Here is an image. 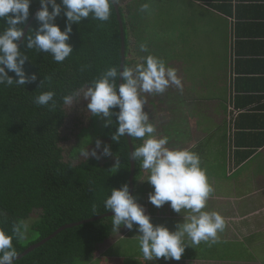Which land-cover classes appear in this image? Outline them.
Returning <instances> with one entry per match:
<instances>
[{"label": "crops", "instance_id": "0c3cea01", "mask_svg": "<svg viewBox=\"0 0 264 264\" xmlns=\"http://www.w3.org/2000/svg\"><path fill=\"white\" fill-rule=\"evenodd\" d=\"M140 2L127 0L122 7ZM165 5L170 52L166 66L176 70L182 88L171 85L163 94L167 96L168 132L160 118L152 123L154 135H166L170 149L187 148L199 155L213 187L204 210L218 212L225 219L218 243L209 247L201 242L192 247H202V254L221 244L245 248L252 258L244 260L239 252H234L232 259L181 257L179 261H157L261 264L258 259L264 258V0H156L153 14H159ZM137 27L138 24L128 26L127 30L130 67L143 62L147 55L140 51ZM152 42L157 49V41ZM147 176L143 169L139 180L143 196L137 203L154 225L175 230L188 212L181 210L178 214L168 203L159 208L153 206L148 201L152 186L146 181ZM133 230L137 234L135 227ZM124 232L121 239L125 238ZM111 256L120 259L119 255Z\"/></svg>", "mask_w": 264, "mask_h": 264}, {"label": "trees", "instance_id": "16d2710c", "mask_svg": "<svg viewBox=\"0 0 264 264\" xmlns=\"http://www.w3.org/2000/svg\"><path fill=\"white\" fill-rule=\"evenodd\" d=\"M149 1L156 2L141 0L140 4L126 6V10L118 2L125 36L123 67L131 66L127 57L128 26L137 24L134 17L143 12L141 5ZM39 7V0H31L25 35L28 28L35 30L38 27L35 13ZM65 20L62 10L55 20L62 31ZM3 23L0 20V24ZM68 43L74 51L62 63L55 62L48 54L27 51L29 61L24 69L26 74H37L34 83L25 87L0 85V228L11 233L13 222L25 223L35 215L26 239L13 240L18 252L14 264L92 263L99 248L108 242L113 243L122 233L119 230L113 237L112 218L103 216L110 212L104 210L103 201L110 192L109 188H119L124 183L129 185L131 162L127 136L114 141L111 137L115 125L104 126L102 134L109 138L113 154L110 160L104 161L95 158H89L88 163L84 159L75 164L64 161L59 145L62 139L60 130L66 117L61 97L70 89L85 86L108 67L120 68L121 36L115 7L108 21L90 16L79 25L73 24ZM18 46L24 50L22 43ZM156 50L152 49L153 52ZM8 74L16 79L14 73ZM41 80L42 85L37 88ZM48 90L56 93V106L36 105L34 97ZM92 119L94 128L97 124L103 127L104 121H98L97 117ZM129 139L132 148L142 143L135 138ZM117 159L120 163L118 169L113 167ZM141 175L140 161L134 162L133 196L136 189L139 191V183L136 185ZM74 223L78 224L57 232L59 228ZM200 255L193 259L205 258V254Z\"/></svg>", "mask_w": 264, "mask_h": 264}, {"label": "clouds", "instance_id": "9594fccd", "mask_svg": "<svg viewBox=\"0 0 264 264\" xmlns=\"http://www.w3.org/2000/svg\"><path fill=\"white\" fill-rule=\"evenodd\" d=\"M118 2L59 0L57 3V0H39L40 8L35 13L38 27L35 30L28 28L25 35L24 26L29 18L31 0H0V20L4 21L0 24V85L25 87L37 80L36 73L26 74L24 69L26 61H29L28 50L48 54L57 63L64 62L74 51L68 43L72 25H79L90 16L108 21ZM148 7L147 3L142 4L140 10L146 11ZM62 10L66 18L63 31L55 23ZM18 41L24 45L23 51ZM139 48L142 52L148 51L145 44H140ZM9 72L14 73L16 79ZM118 80L122 82L118 83ZM41 85L42 80L37 88ZM171 85L182 88L176 70L166 66L161 58L149 54L134 67H108L85 86L70 89L61 97L68 109L81 99L85 100L89 117L103 119L105 127L115 125L112 140L119 141L125 135L141 140L142 143L128 152V159L135 163L140 161L141 168L148 172L146 181L152 186L148 201L157 208L168 203L178 214L181 210L188 212L183 221L176 224L175 230H169L151 222L150 216L130 194L127 183L119 188H109L103 208L112 212L113 230L118 232L124 227L132 231L135 227L139 250L147 262L161 258L164 261H179L186 246L205 242L210 247L219 242L218 233L225 228V219L218 212L204 210L213 187L201 167L199 155L187 148H168V138L154 135L155 126L144 110L147 100L143 94H163ZM55 96L52 90L43 91L34 97V103L55 107ZM88 145L89 142L78 148V156L86 163L89 158L99 160L113 155L110 146L101 139H96L91 150ZM119 164L117 159L113 167L118 169ZM93 211H96L95 206ZM27 233L28 225L23 221L13 222L11 233L0 228V264H14L18 252L13 240L22 241Z\"/></svg>", "mask_w": 264, "mask_h": 264}, {"label": "rangeland", "instance_id": "374dc122", "mask_svg": "<svg viewBox=\"0 0 264 264\" xmlns=\"http://www.w3.org/2000/svg\"><path fill=\"white\" fill-rule=\"evenodd\" d=\"M126 1L127 0H119V3L125 6ZM147 4L149 6L148 9L141 12V14L140 11H138V14L140 15L135 16L133 19V21L138 24L136 37L139 43H143L148 46L147 55L151 54L159 57L164 60L165 64H167V61L170 58V52L167 44V36L169 35L168 12L167 10H165L167 9V6L165 5L163 9L158 11L159 14H153L155 8L154 3H150L149 1ZM124 10L126 9L124 8ZM143 33L145 35L144 39L142 37ZM153 40L157 41V50L154 52L152 51V49H154L152 47ZM134 55L135 58L138 59V55L135 54V52ZM166 93L167 92H164L163 94ZM163 94H158L162 97V99H159L160 96H157L155 94H143L147 100V104L145 105L144 110L148 112L151 123H155L158 119L161 118L160 120L165 124V131L168 132V123L167 120H165L168 114L167 96H163ZM86 103L87 102L85 100L81 99L70 109H68L67 106H64L66 117L60 130L62 139L59 145L63 150L64 161H68L73 164H75L79 160H83L82 157L78 156V148L86 146L88 142L89 150H91L95 146L96 139H101L104 143L109 145V138L105 137L102 134L104 133V125L102 127L101 124H97L95 128L93 127L94 120L92 119V117H89L86 111ZM163 116L165 117L163 118ZM99 120L100 118H98V121ZM101 120L102 122L104 121L103 119ZM165 137L167 136L165 135ZM107 159L110 160L111 156L102 157L99 160L104 161ZM138 183L139 179L137 181L136 187L138 186ZM141 196L143 195L142 188L140 187L139 191L138 189H136L134 197L136 198V200H139ZM34 216V214L31 215V221ZM31 221L27 220L25 222L28 227L31 224ZM119 230L122 232L125 231L123 235V237L125 238L121 239L122 235L120 234L113 243L108 242L105 245L101 246L97 251L95 260L92 263L88 264H163L161 262L158 263V261L147 262L143 259L142 253L139 250L138 239L135 237V235H137L138 233L136 234L133 230L132 232H130V234H127L129 230L124 227H121ZM118 232L114 231L113 237L116 236ZM187 242L189 244L191 243L190 241ZM192 246H186L185 252L183 253L182 257L198 258L201 256L200 254L203 253L201 247ZM261 246L262 245H257L256 247L261 248ZM234 252H239L240 257L244 260L252 258L251 254H248V250H246L245 248L238 249L236 247H231L223 244L219 245L218 249L215 246L210 248V250L205 249V255L203 257L209 258L210 260H212L211 258L215 260H218V258L232 259L234 256ZM114 254L119 255L120 259L111 256ZM253 258L256 259V256H254ZM258 260L261 264H264L263 256L262 259Z\"/></svg>", "mask_w": 264, "mask_h": 264}, {"label": "water", "instance_id": "95a60500", "mask_svg": "<svg viewBox=\"0 0 264 264\" xmlns=\"http://www.w3.org/2000/svg\"><path fill=\"white\" fill-rule=\"evenodd\" d=\"M118 7H119L118 5L115 6V10H116V13H117V19H118V22H119L120 36H121V54H122V59H121V64H120V68H121V67H123L124 58H125V54H124V53H125V44H124L125 36H124L123 24H122V20H121V16H120V13H119ZM39 8H40V7H39ZM39 8H38L37 10H39ZM28 25H29V23H28V24L25 26V28H24V32H25V33H26V29H27ZM21 39H23V37H22ZM19 43H20V42L18 41V45H19ZM120 82H122V81L119 80V83H120ZM126 136H127V135H126ZM127 138H128L129 147H130V150H131V148H132V144H131L130 139H129L128 136H127ZM130 162H131V168H130V175H129V190H130V194H133V190H134V189H133V188H134V186H133L134 161H132V160L130 159ZM111 215H112V212L110 211V212L104 214L103 216H111ZM76 224H78V223L68 224V225H66V226H64V227L59 228V229L57 230V232H58L59 230L63 229V228L70 227V226H72V225H76ZM52 236H53V235H52ZM50 237H51V236H50ZM48 238H49V237H48ZM45 240H46V239L42 240L40 243H42V242L45 241ZM37 245H39V243L30 246L28 249H26L25 253L28 252V251H30L31 249H33V248H34L35 246H37Z\"/></svg>", "mask_w": 264, "mask_h": 264}]
</instances>
